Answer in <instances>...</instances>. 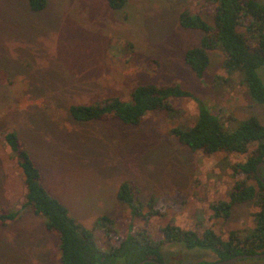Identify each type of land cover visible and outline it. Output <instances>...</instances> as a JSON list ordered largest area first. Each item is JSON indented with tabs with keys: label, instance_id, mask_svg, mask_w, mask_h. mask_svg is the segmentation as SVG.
<instances>
[{
	"label": "rangeland",
	"instance_id": "1",
	"mask_svg": "<svg viewBox=\"0 0 264 264\" xmlns=\"http://www.w3.org/2000/svg\"><path fill=\"white\" fill-rule=\"evenodd\" d=\"M254 1L264 6V0ZM213 9L212 0H126L120 10L107 0H47L44 10L32 12L27 0H0V214H18L0 221V264H59L55 233L23 208L24 178L4 141L11 132L34 160L45 189L78 223L92 230L102 215L115 220L109 238L94 231L102 251L142 225L149 203L164 214L147 217L156 241L165 225H200L240 238L251 234L257 211L252 202L234 205L226 220L212 217L211 208L228 201L234 167L246 156L191 152L171 133L192 128L202 108L228 131L249 117L264 125V103L254 105L239 74L224 70L221 51H208L203 78L185 64L202 31L181 27L179 15L187 11L212 24ZM257 74L264 85V67ZM173 81L191 96L172 100L176 113L149 112L139 125L80 122L69 114L71 106L107 98L130 103L135 88ZM260 174L264 179V167ZM123 182L143 204L141 216L118 203ZM160 253V264L219 262L210 250L181 243H163Z\"/></svg>",
	"mask_w": 264,
	"mask_h": 264
},
{
	"label": "trees",
	"instance_id": "2",
	"mask_svg": "<svg viewBox=\"0 0 264 264\" xmlns=\"http://www.w3.org/2000/svg\"><path fill=\"white\" fill-rule=\"evenodd\" d=\"M212 1V24L187 11L179 15L181 27L202 31L200 46L186 51L185 64L196 77L203 78L209 65L208 51L218 49L223 54L224 70L230 74L238 73L251 102L254 105L263 104L264 85L257 71L264 67V6L254 0ZM27 3L32 12H41L47 0H27ZM125 3L126 0H107L112 10L122 9ZM149 63L155 65L153 68H159L157 60L152 59ZM190 96L174 81L143 85L133 90L130 103L107 98L91 105L71 106L69 114L80 122L116 120L124 125H139L149 112L176 113L178 109L172 100ZM171 133L191 152L246 156L244 163L234 167V183L228 201L212 204L211 208L212 217L226 220L234 205L252 202L257 211L251 234L240 238L237 233L229 232L223 236L200 225L193 226V230L165 225L161 229L162 240L156 241L149 231L147 217L164 214L149 203L146 214L140 217L144 221L142 225L135 232H130L117 247L108 252L102 251L96 244L94 231L99 229L104 237L109 238L114 233L115 220L102 215L95 220L92 230L78 223L67 208L45 189L38 167L18 136L14 132L8 133L4 141L16 155L24 178L26 200L23 208L31 209L36 216L42 217L46 230L55 233L59 264H116L121 260L122 264H137L145 260L160 262L163 243H181L189 249L210 250L219 261L238 255L264 253V185L255 173L256 166L264 162V125L256 117H249L233 131H228L217 116L202 108L192 128H174ZM116 198L118 203L128 205L132 214L141 216L144 206L136 198L130 183H121ZM17 216V213H1L0 221H13Z\"/></svg>",
	"mask_w": 264,
	"mask_h": 264
},
{
	"label": "water",
	"instance_id": "3",
	"mask_svg": "<svg viewBox=\"0 0 264 264\" xmlns=\"http://www.w3.org/2000/svg\"><path fill=\"white\" fill-rule=\"evenodd\" d=\"M263 167H264V162L259 163L256 166L255 173H256V176L259 179V181L264 185V179L262 178V176L260 174V169ZM245 258L264 259V253H258V254H253V255H238V256H235V257L230 258L228 260L219 261L217 264H231V263L237 262V261L245 259ZM150 262H152L153 264H160L159 262H154L151 260H145V261L139 262L137 264H146V263H150Z\"/></svg>",
	"mask_w": 264,
	"mask_h": 264
},
{
	"label": "crops",
	"instance_id": "4",
	"mask_svg": "<svg viewBox=\"0 0 264 264\" xmlns=\"http://www.w3.org/2000/svg\"><path fill=\"white\" fill-rule=\"evenodd\" d=\"M49 193V192H48ZM50 194V193H49ZM51 195V194H50Z\"/></svg>",
	"mask_w": 264,
	"mask_h": 264
}]
</instances>
